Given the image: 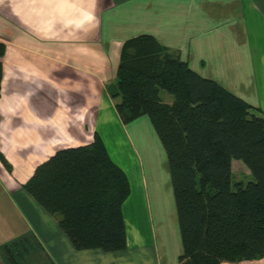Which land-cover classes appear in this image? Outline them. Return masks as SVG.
<instances>
[{
  "label": "crops",
  "instance_id": "0c3cea01",
  "mask_svg": "<svg viewBox=\"0 0 264 264\" xmlns=\"http://www.w3.org/2000/svg\"><path fill=\"white\" fill-rule=\"evenodd\" d=\"M143 34L264 115V0H0V218L4 209L21 216L0 231V264H9L4 246L23 235L36 238L49 264L179 262L165 151L147 117L121 122L105 89L124 42ZM95 133L130 185L120 252L75 250L23 190L57 150Z\"/></svg>",
  "mask_w": 264,
  "mask_h": 264
},
{
  "label": "trees",
  "instance_id": "16d2710c",
  "mask_svg": "<svg viewBox=\"0 0 264 264\" xmlns=\"http://www.w3.org/2000/svg\"><path fill=\"white\" fill-rule=\"evenodd\" d=\"M105 89L121 122L147 117L165 151L183 247L177 264L262 259L264 115L146 34L124 42ZM233 161L251 180L233 181ZM23 190L57 219L75 250L126 249L122 207L130 185L98 133L86 145L57 150ZM3 249L9 264H34L32 252L42 256L32 235Z\"/></svg>",
  "mask_w": 264,
  "mask_h": 264
},
{
  "label": "rangeland",
  "instance_id": "374dc122",
  "mask_svg": "<svg viewBox=\"0 0 264 264\" xmlns=\"http://www.w3.org/2000/svg\"><path fill=\"white\" fill-rule=\"evenodd\" d=\"M160 96L165 99L167 97H169L170 99H172L171 96L167 95L165 92L161 91L160 92ZM167 101V99H166ZM154 130V129H153ZM155 132V131H154ZM149 133V132H148ZM145 134L147 135V131H145ZM156 134V133H155ZM232 172H233V181H239V182H242V183H246L248 182L249 180H251V175H250V171L248 170V168L240 161H233L232 163ZM10 208L13 210V207L10 206ZM1 213L3 214L2 216L5 215V219H2L0 218V231L4 230L5 227L9 222L11 223H18L19 226H20V218H17L19 216H17L18 214V211H12V212H9L7 209H4L3 211L1 210ZM17 213V214H16ZM15 215V216H14ZM1 216V215H0ZM4 218V217H3ZM8 219V221H7ZM22 220V219H21ZM36 239V238H35ZM38 242V241H37ZM32 252V251H30ZM29 253V252H28ZM38 254V253H36ZM34 252H32V257H33V260H32V263L34 262V264H47L48 262L45 261V259L42 258L41 255H36ZM49 264V263H48Z\"/></svg>",
  "mask_w": 264,
  "mask_h": 264
},
{
  "label": "clouds",
  "instance_id": "9594fccd",
  "mask_svg": "<svg viewBox=\"0 0 264 264\" xmlns=\"http://www.w3.org/2000/svg\"><path fill=\"white\" fill-rule=\"evenodd\" d=\"M90 19L91 17L89 15H85L84 20L81 21V24L88 22ZM77 26L79 27L80 25H77Z\"/></svg>",
  "mask_w": 264,
  "mask_h": 264
}]
</instances>
